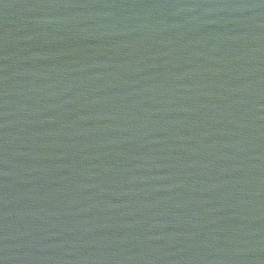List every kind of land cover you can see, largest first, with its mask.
<instances>
[{"label": "water", "instance_id": "95a60500", "mask_svg": "<svg viewBox=\"0 0 264 264\" xmlns=\"http://www.w3.org/2000/svg\"><path fill=\"white\" fill-rule=\"evenodd\" d=\"M0 264H264V0H0Z\"/></svg>", "mask_w": 264, "mask_h": 264}]
</instances>
